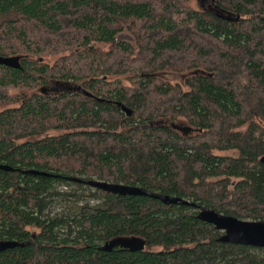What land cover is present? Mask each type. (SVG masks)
I'll return each instance as SVG.
<instances>
[{
	"label": "trees",
	"instance_id": "trees-1",
	"mask_svg": "<svg viewBox=\"0 0 264 264\" xmlns=\"http://www.w3.org/2000/svg\"><path fill=\"white\" fill-rule=\"evenodd\" d=\"M182 1L0 0V264H264L196 207L70 180L264 222V0ZM62 81L85 93L28 95Z\"/></svg>",
	"mask_w": 264,
	"mask_h": 264
},
{
	"label": "water",
	"instance_id": "water-1",
	"mask_svg": "<svg viewBox=\"0 0 264 264\" xmlns=\"http://www.w3.org/2000/svg\"><path fill=\"white\" fill-rule=\"evenodd\" d=\"M0 169L9 171L7 166L0 165ZM31 174H43L36 171L29 172ZM73 182L83 183L93 189H98L103 192H109L117 195L130 196H145L156 199L165 205H183L196 207L198 214L197 218L222 232L219 241L227 244L241 245L264 249V222L241 220L231 216H226L215 212L214 210L196 205L188 200L178 197H170L163 194L153 193L147 189L137 186H127L122 184L108 183L95 179L81 180L77 178H70Z\"/></svg>",
	"mask_w": 264,
	"mask_h": 264
},
{
	"label": "rangeland",
	"instance_id": "rangeland-1",
	"mask_svg": "<svg viewBox=\"0 0 264 264\" xmlns=\"http://www.w3.org/2000/svg\"><path fill=\"white\" fill-rule=\"evenodd\" d=\"M215 0H183L182 1V6H184L187 9L190 10H195V11H211L215 12L216 14H219L220 16H228L226 13L221 12L218 8H215L214 3ZM120 40L126 41L133 43V37L130 33L128 32H123L119 37ZM55 60V57H47L44 59V61H48L49 63H52ZM18 59L17 58H10L7 60V64L9 65H17ZM195 73V71H188L185 73H171V72H159L157 73V76H159L161 79L171 82V83H179L183 84L184 79ZM122 78V77H121ZM63 91H69V92H75V93H82L84 94L85 91L82 88L81 84L76 83V82H64L62 83L58 82V84H51L50 88L49 87H41L37 90L28 92L29 93H40L43 95H52V94H57L59 92ZM4 107L2 104H0V111ZM172 126L179 132V133H187V125L185 123H175ZM224 155L230 154V153H223ZM264 161V158L262 159ZM62 191H67L65 188H61ZM51 209L53 212H59L61 210L60 206L56 204H52ZM152 251H160L161 249L158 247H152Z\"/></svg>",
	"mask_w": 264,
	"mask_h": 264
},
{
	"label": "flooded vegetation",
	"instance_id": "flooded-vegetation-1",
	"mask_svg": "<svg viewBox=\"0 0 264 264\" xmlns=\"http://www.w3.org/2000/svg\"><path fill=\"white\" fill-rule=\"evenodd\" d=\"M219 15V14H218Z\"/></svg>",
	"mask_w": 264,
	"mask_h": 264
}]
</instances>
